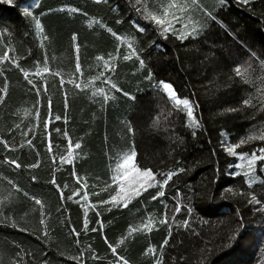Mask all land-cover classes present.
<instances>
[{"label": "trees", "instance_id": "16d2710c", "mask_svg": "<svg viewBox=\"0 0 264 264\" xmlns=\"http://www.w3.org/2000/svg\"><path fill=\"white\" fill-rule=\"evenodd\" d=\"M171 3L190 0H0V56L9 53L0 62V140L8 144L6 149L0 143L3 264H117V256L128 264H264V162H256L249 188L243 175H232L240 171L236 157L224 151L235 144L237 153L250 156L264 148L259 139L264 135V0H225L220 6L218 0H198L225 27L208 20L195 38L184 40L171 32L161 35L162 26L143 19L146 12L162 16ZM24 8L39 18L40 35ZM169 11V19L192 15L201 24L207 19L199 9L183 15L179 8ZM174 27L179 34L181 25ZM126 39L139 60L123 59L131 51ZM45 58L49 72L37 76ZM237 65L248 71L237 76ZM24 71L39 88V103ZM160 81L189 99L198 128L189 126L186 110L168 99ZM100 88L104 93L94 96ZM250 135L257 138L248 141ZM69 141L73 161L65 164L60 158L67 155ZM133 148L140 167L176 173L164 195L151 199L157 185L125 208L101 203L115 191L110 177L118 155ZM106 184L111 187L104 190ZM75 191L79 194L68 200ZM85 191L87 204L80 199ZM253 195L259 203H250ZM148 219L150 231L128 233L129 226ZM149 246L153 252H146Z\"/></svg>", "mask_w": 264, "mask_h": 264}, {"label": "snow or ice", "instance_id": "6c2138e0", "mask_svg": "<svg viewBox=\"0 0 264 264\" xmlns=\"http://www.w3.org/2000/svg\"><path fill=\"white\" fill-rule=\"evenodd\" d=\"M8 2H11V0H8ZM242 2H247V0H242ZM137 3H139V0H137ZM225 3V0H218L217 6L223 5ZM175 8H179L180 13L183 15L186 11H195L197 9H199V11L203 12L204 17H206L207 19L204 21L203 24L196 22L193 23L191 20V17L189 16L188 19V24L191 25L190 29H188V26L182 23L181 17H177L175 15H172L171 19H169L170 16V9H175ZM138 12L140 11L139 8L136 9ZM75 11V10H74ZM24 14L26 16H33L32 11H30L28 8H24ZM144 20H151V22L158 26L161 27L162 26V30H161V35H165L169 32H171L173 35H175L177 40H184L187 39L189 36H191L192 38H195L198 34H199V30L203 29L204 27L207 26V21L208 20H212L215 21L216 23L220 24L221 27H225V25L220 21L217 20L216 16L213 15V12L210 10H206L200 3H198V0H190V3L188 4H184V5H179L176 3H171L169 4L166 8L163 9V15H158L155 12H146L144 17ZM33 20L35 21V29L38 35L41 34V22L39 20V18L34 17L33 16ZM94 21L89 20V26L92 25ZM96 23H99L98 21H96ZM117 23H120V21H117ZM180 23L181 24V28H180V32L179 34L176 33V29L174 27L175 24ZM101 27H105V25L101 24ZM140 31H143V28L139 29ZM107 31L111 32L112 30L110 28L107 29ZM114 36H116V33L113 32L112 33ZM231 34V33H230ZM46 39V37H44ZM76 36L75 34H73V41H75ZM117 40H120L121 37L116 36ZM125 43L128 44L129 48L131 49V51L124 55L123 59L124 60H129L132 57H135L136 59H140L137 56V52L135 50V48L133 47L132 43L129 40H125ZM73 47L75 48L76 45L74 44ZM255 55V54H253ZM9 58V53L8 51H5L3 53V56H0V62H3L5 60H7ZM102 57L97 56L96 60L99 61L101 60ZM110 59H114V57H110ZM11 63L13 65H16L17 61L15 57L11 58ZM262 64H264V62H262ZM104 66L105 68L109 67V61L105 60L104 61ZM140 66L141 68L144 66V62L143 60H140ZM111 67H115V64H112ZM23 71V69H22ZM76 73H80L81 72V66L79 63V60L77 58V63H76V68H75ZM248 71V69H241V66L237 65L235 72L237 76H242V72L246 73ZM41 72L47 73L49 72V68L47 65V58H45V65L43 67V69H40L39 67H37L36 69V75L40 76ZM24 76L26 79H28L29 73L27 71L23 72ZM104 73L101 72L100 76H103ZM148 76L151 77L152 73L149 72ZM106 83H110L111 87L114 88L117 92L120 91V89L116 86L115 83H112L110 80L105 81ZM245 82H247V80H245ZM28 83L30 85H32L33 88L37 89L36 91V95H37V103H39V97L41 95L39 88L37 86V84L33 83L32 79H28ZM47 83V81H45V84ZM67 83L69 84H73L74 81L69 79L67 81ZM91 83V81L89 82ZM65 84V81L63 79L60 80V85L63 88ZM76 88H81L82 86L80 84H75ZM84 88H87L88 85H83ZM159 87L162 89L163 93L166 94V96L168 97V99L174 103V105L177 108H180V106H182V110H186V114H187V118H188V122H189V126L192 127L193 129L198 128L199 122L198 120L194 117L193 114V107L189 101L188 98H183L181 99L180 97H178L176 90L174 89L173 85H171L168 82L165 81H160L159 82ZM104 93V89L100 88L97 89L95 92H93V95H99V94H103ZM46 95V90L45 93ZM125 96L128 95V93H124ZM109 96L104 94L103 95V99L105 102H107L109 100ZM131 98V97H130ZM4 97L2 95H0V100H3ZM245 104H248L249 101L245 100L244 101ZM27 109H25V114H27ZM37 112H39V109L37 108ZM57 119H59V117H57ZM48 124L49 121L45 120L44 121V128L47 130L48 128ZM128 132L132 133L133 129L131 126L128 127ZM28 133H24V135H27ZM65 137L68 136L67 133L64 134ZM193 135H195V132L193 133ZM257 137L254 136H249L247 139L248 141L256 139ZM259 139L264 140V135H261L259 137ZM0 143L4 144V147L7 149L8 148V144L3 141L0 140ZM241 143H247L246 140H242ZM238 147V145H229L227 147L224 148V151L227 152L229 155L231 156H235L236 157V162L234 164V167L237 170L240 171H236L233 172L232 175H243L245 178V183L249 186V188L252 187L253 183L256 180V169H255V165L256 162L262 161L264 162V148H260L259 149V155H257L255 152H253L250 156L247 153H237L235 151V149ZM75 148L79 149L80 148V144L76 143L75 144ZM49 153L52 152V146L51 143H49ZM136 157H137V153L136 151L133 149L131 150H126L123 151L122 153H120L118 155V159L116 160L115 163V167L112 169V175L110 177L112 185L115 186V191L112 195H110L109 201H100L101 203L107 204V203H111L113 207H121V208H125L129 205V203L131 201H133L135 198L140 197L142 195V193L148 191V189L154 188L157 185L159 186V191L156 192V194L154 196H151L152 200H156L157 197H161L164 195V188L165 186L169 183V181L172 179V177L176 174L172 171L167 172L166 174L161 172L159 174L153 172V170H151L150 168H142L140 167L137 162H136ZM61 161L62 163H71L73 161V144L71 143V141H69L68 144V152L67 155L65 156H61ZM8 163L11 164H15L17 168L20 167L19 164L16 163L15 160H11L8 161ZM37 165H30V167H36ZM177 171H181L180 169H178ZM160 177H164L163 179H158L157 176ZM73 176L76 177V173L73 172ZM33 179H35V177H33ZM77 182H79L82 178L81 177H76ZM57 188V191L61 193V197L63 198V190L59 187V185L57 184L55 178H53V180L51 181ZM9 184H12V181H8ZM13 188H16L15 184H12ZM81 188H87V184L86 183H81L80 184ZM111 185H105V189L110 188ZM17 191H19V189H16ZM79 193L78 191H75L72 193V195L68 196L67 199L68 200H72L74 196H77ZM88 196L89 193L87 191L84 192V194L82 196H80V199L82 201H84L86 204L88 203ZM177 196H179V192H177ZM255 201L256 203H259L258 200H256V197L253 195L252 196V200L250 201L253 202ZM35 204L37 205H41V209H43V205L42 202L39 199L35 200ZM181 210V206L179 203H177L176 205V212H179ZM191 211V209H189V212ZM41 215L43 217V211L41 212ZM166 217L160 220L161 224L166 223ZM41 225L45 224V220L42 218L40 220ZM85 227H87V212H85ZM185 226H187L188 224V220L184 221ZM16 225L13 224V227H15ZM153 227V223L151 219H148L146 221H144V223L140 224L138 227H132L129 226L128 229V233L132 234L134 232H138L141 229L146 230V231H150ZM22 231L25 229H21ZM92 231H96V229H92ZM230 239H235V236L231 237ZM107 243V240L105 241ZM119 243V242H118ZM110 248H112L111 245H109ZM161 247H163V245H161ZM154 249L149 246V248L146 250V252H153ZM112 252L113 255H116V249L112 248ZM83 255V253H81V256ZM116 261L117 264H128V261L123 259V257H116ZM0 264H3V261L0 260Z\"/></svg>", "mask_w": 264, "mask_h": 264}, {"label": "rangeland", "instance_id": "374dc122", "mask_svg": "<svg viewBox=\"0 0 264 264\" xmlns=\"http://www.w3.org/2000/svg\"><path fill=\"white\" fill-rule=\"evenodd\" d=\"M189 16L191 17V20H192V15H186V16H183L182 17V23L183 24H185V25H187L188 24V19H189ZM192 22H193V20H192ZM194 23V22H193ZM196 23V22H195ZM179 25H181L180 23H179Z\"/></svg>", "mask_w": 264, "mask_h": 264}]
</instances>
